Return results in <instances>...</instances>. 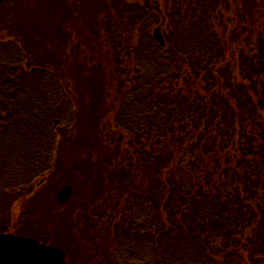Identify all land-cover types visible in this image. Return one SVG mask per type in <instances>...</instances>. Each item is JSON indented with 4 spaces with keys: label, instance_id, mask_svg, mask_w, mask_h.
Segmentation results:
<instances>
[{
    "label": "trees",
    "instance_id": "1",
    "mask_svg": "<svg viewBox=\"0 0 264 264\" xmlns=\"http://www.w3.org/2000/svg\"><path fill=\"white\" fill-rule=\"evenodd\" d=\"M97 3L98 41L90 34L83 45L117 89L113 122L125 143L111 151L108 139L89 175L104 201L97 183L122 182L114 220L109 203L96 205L112 264H264V0ZM16 26L0 28L2 233V216L45 182L59 134L80 112L74 87L61 83L65 70L37 66L34 31Z\"/></svg>",
    "mask_w": 264,
    "mask_h": 264
},
{
    "label": "rangeland",
    "instance_id": "2",
    "mask_svg": "<svg viewBox=\"0 0 264 264\" xmlns=\"http://www.w3.org/2000/svg\"><path fill=\"white\" fill-rule=\"evenodd\" d=\"M18 1H4L0 7V28L8 26L9 29H17L16 24L22 23L28 32L34 31L33 36L29 33L31 40L28 39V43L25 41L31 45L33 62L37 66L49 62L55 69L65 70L67 78H62L61 83L74 87L72 91L77 99L76 108L80 112H77L73 127L62 130L67 136L59 134L55 166L48 176L41 179L45 182L27 198L18 200L15 206L11 205L6 216H2V225L6 233L32 238L62 249L67 264H112L110 241L101 226L98 227L100 208L96 205L104 208L109 203V208L116 212L114 220L121 208L122 182L117 186L107 178L104 183H97L98 187L106 191L107 200L104 201L100 199L103 196L100 191L92 192L96 185L90 183L93 179L89 175L101 167V158L106 157L102 148L106 147L108 139L114 142L111 151L117 147L123 148L125 143L124 134L114 127L113 122L117 109L114 98L117 89L106 84L100 77L101 73L96 74L93 70L96 67L88 54H98L83 45L85 36L90 38V34L92 40L98 41L94 31L100 19L97 8L99 4L97 0H35L17 5ZM13 50L16 51L15 48ZM27 68L39 67L29 65ZM89 71L95 74L88 76ZM68 72L81 79L70 80ZM84 74L87 79H82ZM92 77L95 79L92 80ZM95 87L104 89L106 94L95 95ZM81 103L84 104L83 109L80 108ZM119 141L121 146L118 145ZM65 186H70L73 194L71 199L61 203L58 201V193ZM155 187H160L157 181ZM161 194L157 193L155 198L160 201L159 207L163 204ZM115 221L119 223L121 219ZM97 227L100 229V238L95 245H91L90 240L97 232ZM169 229L173 230L172 227Z\"/></svg>",
    "mask_w": 264,
    "mask_h": 264
},
{
    "label": "water",
    "instance_id": "3",
    "mask_svg": "<svg viewBox=\"0 0 264 264\" xmlns=\"http://www.w3.org/2000/svg\"><path fill=\"white\" fill-rule=\"evenodd\" d=\"M3 0H0V5ZM163 45L164 38L160 31L154 34ZM73 194L70 186L63 187L58 193V201L66 202ZM0 264H67L65 252L32 238L0 233Z\"/></svg>",
    "mask_w": 264,
    "mask_h": 264
},
{
    "label": "bare ground",
    "instance_id": "4",
    "mask_svg": "<svg viewBox=\"0 0 264 264\" xmlns=\"http://www.w3.org/2000/svg\"><path fill=\"white\" fill-rule=\"evenodd\" d=\"M158 31V30H157Z\"/></svg>",
    "mask_w": 264,
    "mask_h": 264
}]
</instances>
